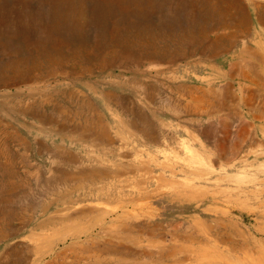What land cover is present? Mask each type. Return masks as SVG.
I'll use <instances>...</instances> for the list:
<instances>
[{
    "label": "rangeland",
    "instance_id": "374dc122",
    "mask_svg": "<svg viewBox=\"0 0 264 264\" xmlns=\"http://www.w3.org/2000/svg\"><path fill=\"white\" fill-rule=\"evenodd\" d=\"M54 2L7 0L41 36ZM66 11L61 53L0 59L24 81L19 96L0 86L16 108H0V264H242L246 246L264 260V0H73ZM92 123L103 142L80 139Z\"/></svg>",
    "mask_w": 264,
    "mask_h": 264
},
{
    "label": "bare ground",
    "instance_id": "6f19581e",
    "mask_svg": "<svg viewBox=\"0 0 264 264\" xmlns=\"http://www.w3.org/2000/svg\"><path fill=\"white\" fill-rule=\"evenodd\" d=\"M15 1V0H14ZM22 1V0H21ZM73 0H55V2L51 5L48 6V9L46 11V21L49 22L50 24L47 26L48 29L47 31L46 30H42V32L45 33V35L41 36L40 34H37L34 29L37 30V25L35 22H33V24L31 23V19H30V15H19L17 14V12L14 11V9L10 8L12 7V4L11 6H9V3L7 4V0L6 1H3V3H0V59H6V60H10L11 58H14L15 56L17 55H20V54H25L26 56L30 57L32 55H34L35 53H41V54H47L51 49L55 50L56 53L57 51L59 52L60 50V47H58V44L60 45H66L64 43V40L60 38L59 34H57L55 31L57 32H60V30H65L66 28H69L72 26V21L70 22L68 19V14H64L65 12H67V6L69 4L72 3ZM13 2V1H12ZM11 2V3H12ZM45 3V2H44ZM52 3V2H51ZM84 3V1L82 2ZM7 4V5H6ZM20 4V3H19ZM40 4V3H39ZM86 4V3H85ZM73 5V4H72ZM91 5V3H90ZM108 5V4H107ZM122 5V4H121ZM14 6V5H13ZM37 6V5H36ZM89 6V5H88ZM98 6V5H97ZM104 6V5H103ZM243 6V5H242ZM15 7V6H14ZM92 7V6H91ZM132 7V6H131ZM103 8V7H102ZM105 8V7H104ZM117 8V7H115ZM97 9V8H96ZM18 10V9H17ZM34 10V9H33ZM116 10V9H115ZM246 10V9H245ZM37 11V10H35ZM85 11V10H84ZM91 11V10H90ZM100 11V10H99ZM106 11V10H105ZM83 12V11H81ZM89 12V11H88ZM23 13V12H22ZM87 13V12H86ZM93 14H94V11H93ZM103 14V13H102ZM75 15V14H74ZM89 15V14H88ZM97 15V14H95ZM100 15V14H99ZM79 16V15H78ZM85 16V15H83ZM93 16V15H92ZM88 17V16H87ZM106 17V16H105ZM113 17V16H112ZM43 18V17H42ZM104 18V17H103ZM116 18V17H115ZM79 19V18H78ZM93 19V17H92ZM113 19V18H112ZM45 20V19H44ZM83 20V19H82ZM81 20V21H82ZM85 20V19H84ZM108 20V19H106ZM128 20V19H127ZM91 21V20H90ZM100 21V20H99ZM110 21V20H109ZM122 21V20H121ZM85 22V21H83ZM82 22V23H83ZM104 22V21H103ZM107 22V21H106ZM128 22V21H127ZM94 23V22H93ZM92 23V24H93ZM84 24V23H83ZM82 24V26H83ZM32 25V26H31ZM110 25V24H109ZM122 25V24H121ZM124 25V24H123ZM81 26V27H82ZM29 27H32V28H29ZM80 27V26H79ZM108 27V26H106ZM46 28V26H45ZM44 28V29H45ZM95 28V26L93 27ZM85 29V28H84ZM73 32V31H72ZM90 32V31H89ZM94 32V31H93ZM216 32V31H215ZM71 33V32H70ZM114 34V33H113ZM119 34V33H118ZM135 34V33H134ZM69 35V34H68ZM207 36V35H206ZM81 37V36H80ZM116 37V36H115ZM120 37V36H119ZM246 37V36H245ZM99 38V37H98ZM108 38V37H107ZM244 38V37H243ZM65 39V38H64ZM86 39V37H85ZM89 40V38H87ZM102 39V38H101ZM236 39V37H235ZM239 39V37H238ZM91 40V39H90ZM42 41H46L47 43H50L51 47L47 46L48 47H42V48H37L39 45H41ZM74 41V40H73ZM83 40H81L80 42H82ZM70 42V41H69ZM89 43V42H88ZM46 44V43H45ZM68 44V43H67ZM71 44V43H70ZM81 44V43H79ZM78 44V45H79ZM206 44V43H205ZM13 45V46H11ZM55 46V47H54ZM68 46V45H66ZM71 46V45H69ZM72 48V47H71ZM67 49V48H65ZM114 49V48H113ZM120 49V48H119ZM245 49V48H244ZM248 49V48H247ZM64 50V49H63ZM76 50V49H75ZM200 50V49H199ZM69 51V50H68ZM80 51V50H79ZM54 52V51H53ZM94 52V51H93ZM61 53V52H59ZM58 53V55H59ZM243 53V52H242ZM80 54V53H79ZM103 54V53H102ZM249 54V52H248ZM251 54V52H250ZM50 55V53H49ZM77 55V53H76ZM60 56V55H59ZM63 57V56H62ZM65 57V56H64ZM72 57V56H71ZM103 57V56H102ZM101 57V58H102ZM19 58V57H18ZM34 58V57H33ZM70 58V57H68ZM193 58V57H192ZM61 59V58H60ZM253 59V58H252ZM64 60V59H63ZM66 60V59H65ZM143 60V59H142ZM150 60V59H149ZM189 60V59H188ZM242 60V59H241ZM240 60V61H241ZM53 61V60H52ZM187 61V60H186ZM259 61V60H258ZM57 62V61H56ZM150 62V61H148ZM256 62V61H255ZM254 62V63H255ZM264 62V61H263ZM202 63V62H201ZM243 64V63H242ZM256 64V63H255ZM67 65V64H66ZM79 65V64H78ZM116 65V64H115ZM29 66V65H28ZM35 66V65H34ZM70 66V65H69ZM120 66V65H118ZM42 67V66H41ZM71 67V66H70ZM93 67V66H92ZM52 68V66H51ZM78 68V67H77ZM16 69V68H15ZM14 69V70H15ZM95 69V68H94ZM65 70V69H64ZM68 70V69H67ZM71 70H74V69H71ZM168 70V69H167ZM257 70V69H256ZM1 71V69H0ZM140 71V70H139ZM42 72V70H41ZM73 72V71H72ZM43 73V72H42ZM65 73V72H64ZM68 73V72H67ZM88 73V72H87ZM257 74V73H256ZM14 75V74H12ZM73 75V74H72ZM21 76V74H20ZM27 77V76H26ZM41 77V76H40ZM34 78H37V75H34L31 77V79L33 80ZM79 78V77H78ZM30 80V79H29ZM31 81V80H30ZM22 82H24L22 80V78H20L19 76L15 75L14 77H12L10 74L8 73H0V86H5V87H15V91H17L16 95L15 96H19L20 94V91L21 90V86L23 85ZM34 83V82H33ZM22 84V85H21ZM32 84V83H31ZM180 85V84H179ZM27 87V86H26ZM77 87V86H76ZM179 87V86H178ZM2 88V87H1ZM0 88V89H1ZM28 94H27V97L29 99H31L30 102H28V105L24 108L23 112L26 114V113H30V114H33L35 110V108H37V103L36 101L33 99V97H35V94L32 93V86L29 85L28 87ZM58 88V87H57ZM182 88V87H180ZM179 88V89H180ZM77 89V88H76ZM169 89V88H168ZM176 89V88H175ZM63 90V89H62ZM79 90V89H78ZM81 90V89H80ZM183 90V89H182ZM71 91V90H70ZM84 91V90H83ZM81 92V91H80ZM79 92V93H80ZM62 93V92H61ZM114 93V92H113ZM15 94V92H14ZM71 95L69 96V99H73V92L70 93ZM66 95V94H65ZM83 95V94H82ZM107 95V94H106ZM264 95V94H263ZM108 96V95H107ZM67 98V97H65ZM76 98V97H75ZM83 98V97H82ZM14 99V97H13ZM12 100H8V101H3L1 100L0 101V108L3 109L4 113L5 114H10L12 112L15 113L16 111V108L14 106V104H12L11 101ZM90 99V98H89ZM57 100V99H56ZM252 100V98H251ZM29 101V100H28ZM90 101V100H89ZM92 101H94L92 99ZM48 102V101H47ZM82 103H79L78 105H80L81 108H87L89 111H95L94 109V106L95 104L92 105V103L86 101V100H82L81 101ZM118 102V101H117ZM250 102V101H249ZM47 104V103H46ZM63 104V103H62ZM53 106V105H52ZM68 106V105H67ZM132 106V105H131ZM44 107V106H43ZM98 107V106H97ZM23 108V107H22ZM45 108V107H44ZM59 108V107H58ZM68 108V107H67ZM18 109V108H17ZM49 110V109H48ZM57 110V109H56ZM102 111V110H101ZM18 112V111H17ZM21 112V111H20ZM38 112V111H37ZM71 112V111H70ZM97 112V111H96ZM74 113V112H73ZM100 113V112H99ZM134 113V112H133ZM264 113V112H263ZM50 114V113H48ZM39 115V114H38ZM44 115V114H43ZM91 115V114H90ZM133 115V114H132ZM135 115V114H134ZM137 115V114H136ZM142 115V114H141ZM53 116V115H52ZM65 116V115H64ZM74 116V115H72ZM1 117V116H0ZM34 117V116H33ZM51 117V116H50ZM141 117V116H139ZM65 118V117H64ZM148 118V117H147ZM146 117H142V121L143 123L146 125V127H151L152 123H150V120L147 119ZM41 119V116L39 118V120ZM55 119V117H54ZM53 119V120H54ZM87 119V118H86ZM97 119V118H96ZM102 119V118H101ZM49 120V119H48ZM69 120V119H68ZM41 122V121H40ZM49 122V121H48ZM56 122V121H55ZM101 122V121H100ZM2 123V122H1ZM135 123V122H134ZM93 124V123H92ZM97 124V123H96ZM143 124V125H144ZM25 125V124H24ZM56 125V124H55ZM100 125V126H99ZM98 126H96L95 124L93 125H84L81 127V138L86 135V134H90L92 135V140L94 141V143L97 141V140H102V142L104 141V139L106 138V133L105 131L102 129V125L99 124ZM26 126V125H25ZM52 126V125H51ZM54 126V125H53ZM65 126V125H64ZM136 126V125H135ZM63 127V126H62ZM105 127V126H104ZM53 128V127H52ZM36 129V128H35ZM70 129V128H69ZM75 129V128H74ZM62 130V129H61ZM76 131V130H75ZM4 135V134H3ZM79 135V133H78ZM102 136L104 138H102ZM62 137V136H61ZM68 138V137H67ZM71 138H74L71 136ZM77 139V138H76ZM91 141V140H90ZM109 142V141H107ZM83 143V142H82ZM91 143V142H90ZM93 143V142H92ZM93 143V144H94ZM57 146V145H56ZM48 148V147H47ZM63 148V147H62ZM183 148L186 149V152H188L187 154H189V158L191 159H196L198 160L199 157L201 155L198 154V152H195V150H193L191 147H189L188 145H184ZM44 149V147H43ZM59 149V148H58ZM66 149V148H65ZM47 150V149H46ZM69 150V149H68ZM63 151L64 153L67 154L68 158L67 160L69 159L70 161H74L75 160V157L72 156L71 152L69 151ZM50 151V150H49ZM109 151V150H107ZM61 152V151H60ZM62 153V152H61ZM110 153H113V152H110ZM224 153V152H222ZM61 156V155H59ZM77 156V155H76ZM54 158V157H53ZM63 159V157H62ZM58 160V159H56ZM66 160V159H65ZM66 160V161H67ZM63 161V160H62ZM76 161V160H75ZM31 165V164H30ZM219 165V164H218ZM119 166V165H118ZM187 167V166H186ZM100 169H102L101 167H99ZM93 171V170H92ZM108 171V170H107ZM186 171V170H185ZM31 172V171H30ZM29 172V173H30ZM57 172V171H56ZM67 173V172H66ZM91 173V171H90ZM96 173V172H94ZM114 173V172H113ZM111 173V175L113 174ZM106 174V173H105ZM64 175V174H63ZM67 175V174H66ZM102 175V174H101ZM17 176V175H16ZM112 177V176H111ZM116 177V176H115ZM70 178V177H69ZM68 178V180H69ZM117 179V178H116ZM185 179V178H184ZM188 179V178H187ZM60 180V179H59ZM63 180V178L61 179ZM51 181V180H50ZM90 181V180H89ZM47 182V181H46ZM55 182V181H53ZM62 182V181H61ZM57 183H60L57 182ZM51 184V183H50ZM61 184V183H60ZM67 184V183H66ZM15 190V189H14ZM91 191V190H90ZM59 197H57L55 199L54 202H50L48 204H46L44 206V208L42 209V215L45 216V214H47L51 207L53 206H59L60 204H63L65 203V199H66V193L65 192H60L58 193ZM130 203V202H129ZM135 206V205H134ZM43 207V206H42ZM55 207V208H56ZM127 207V206H126ZM124 214V212H123ZM56 221V220H55ZM61 221V219H60ZM54 222L52 220V217L49 215L46 219H44L42 222H39L37 224V228L36 229H39V230H48L49 227L51 225H53ZM122 225V224H121ZM130 226V225H129ZM133 226V225H132ZM34 227V226H33ZM128 228V227H127ZM38 230V231H39ZM124 230V229H123ZM126 230V229H125ZM77 231V230H76ZM102 231V230H101ZM149 231V230H148ZM128 234H129V229L126 231ZM153 232V231H152ZM111 233V232H110ZM104 234V233H103ZM120 234V233H118ZM151 234V233H149ZM62 234H60L59 232V235H58V238L60 241H63L64 240V237L62 238L61 236ZM72 235V234H71ZM132 235V234H131ZM43 236V237H42ZM129 236V235H128ZM119 237V236H118ZM43 238V241L42 243H44L46 240L47 242H49V240H51L52 238V233L51 234H46V233H40L38 234V236L35 238V239H42ZM66 238V237H65ZM122 241V240H121ZM137 241V240H136ZM46 242V243H47ZM124 242V241H123ZM111 243V241H110ZM119 243H122V242H119ZM125 243V242H124ZM123 243V244H124ZM134 243V242H133ZM113 244V243H112ZM47 245V244H46ZM109 246V245H107ZM106 246V247H107ZM119 246V245H118ZM126 246V245H125ZM123 246V247H125ZM130 247V245H128ZM132 246V245H131ZM163 247V246H162ZM101 249V247H100ZM107 249V248H106ZM109 249V248H108ZM132 249L133 246H132ZM136 250V249H135ZM140 250V249H139ZM149 250V249H148ZM254 250V249H253ZM53 251V248H46L41 252V255L43 254H50L51 252ZM144 251V250H143ZM142 251V252H143ZM153 251V250H152ZM244 251V260L242 262V264H264V260L262 257H258V263H256L255 261V258L254 256H252V253H251V249H250V246H246L244 247L243 249ZM146 252V251H144ZM256 252V251H255ZM254 252V253H255ZM261 253L264 252L263 249L260 250ZM147 253V252H146ZM151 253V252H150ZM135 254V252H134ZM148 254V253H147ZM161 254V253H160ZM258 254V253H257ZM49 256V255H48ZM111 256V255H110ZM52 257V256H51ZM140 258V257H139ZM122 259L121 256H118V258H113V261L115 262H118ZM158 259V258H157ZM13 261V260H12ZM157 261V260H156ZM173 262V261H172ZM175 263V262H174ZM177 263V262H176ZM160 264V263H159Z\"/></svg>",
    "mask_w": 264,
    "mask_h": 264
}]
</instances>
